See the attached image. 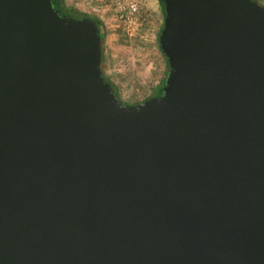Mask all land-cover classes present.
Returning <instances> with one entry per match:
<instances>
[{
	"label": "water",
	"instance_id": "95a60500",
	"mask_svg": "<svg viewBox=\"0 0 264 264\" xmlns=\"http://www.w3.org/2000/svg\"><path fill=\"white\" fill-rule=\"evenodd\" d=\"M163 4L126 104L96 19L0 0V264H264V5Z\"/></svg>",
	"mask_w": 264,
	"mask_h": 264
},
{
	"label": "rangeland",
	"instance_id": "374dc122",
	"mask_svg": "<svg viewBox=\"0 0 264 264\" xmlns=\"http://www.w3.org/2000/svg\"><path fill=\"white\" fill-rule=\"evenodd\" d=\"M264 5V0H259ZM80 10L100 18L106 27L103 70L126 104L141 103L156 93L167 77V62L158 35L165 14L160 0H147L137 24L129 27L113 0H82ZM88 3V4H87Z\"/></svg>",
	"mask_w": 264,
	"mask_h": 264
},
{
	"label": "trees",
	"instance_id": "16d2710c",
	"mask_svg": "<svg viewBox=\"0 0 264 264\" xmlns=\"http://www.w3.org/2000/svg\"><path fill=\"white\" fill-rule=\"evenodd\" d=\"M160 1H161L162 5H163V10H164V14H165V8H164L163 0H160ZM257 1H259V0H257ZM52 3H53L54 8L57 9L60 12V14L63 15V16L73 17V18H76V19H83V18H93V19H96V21L98 23V26H99V29H100V34H101V37H102V42H103L102 43L103 44L102 69H103V61H104V53H105L104 52V50H105V44L104 43H105V40H106V27H105V24L103 23V21L100 18L91 15L90 13L84 12V11L76 8L75 6L68 5L67 2H66V0H52ZM162 29H163V27L161 28V30ZM160 33H161V31H160ZM160 33L158 35V44H159V48H160L163 56L166 59V62H167V74H168V71H169V63H168V59L165 56V54L163 53V51L161 49V46H160V43H159ZM103 74H104L106 80L109 81L112 84V87L114 88V91H115L116 95L122 100L117 85L109 77H107L105 75L104 70H103ZM165 80H164V82H163L162 85H159L158 86V88L156 90L157 93L158 92H162L163 86L165 84ZM152 96H154V94ZM152 96H150V97H152ZM135 104H138V103H135Z\"/></svg>",
	"mask_w": 264,
	"mask_h": 264
},
{
	"label": "built area",
	"instance_id": "2783aa9c",
	"mask_svg": "<svg viewBox=\"0 0 264 264\" xmlns=\"http://www.w3.org/2000/svg\"><path fill=\"white\" fill-rule=\"evenodd\" d=\"M118 17L129 27L137 24V19L147 0H113ZM88 4V3H87Z\"/></svg>",
	"mask_w": 264,
	"mask_h": 264
},
{
	"label": "crops",
	"instance_id": "0c3cea01",
	"mask_svg": "<svg viewBox=\"0 0 264 264\" xmlns=\"http://www.w3.org/2000/svg\"><path fill=\"white\" fill-rule=\"evenodd\" d=\"M82 0H66L68 5L75 6L76 8H80L84 4L81 2Z\"/></svg>",
	"mask_w": 264,
	"mask_h": 264
},
{
	"label": "flooded vegetation",
	"instance_id": "af4514ba",
	"mask_svg": "<svg viewBox=\"0 0 264 264\" xmlns=\"http://www.w3.org/2000/svg\"><path fill=\"white\" fill-rule=\"evenodd\" d=\"M162 94V92H156L155 94H154V96H160Z\"/></svg>",
	"mask_w": 264,
	"mask_h": 264
}]
</instances>
